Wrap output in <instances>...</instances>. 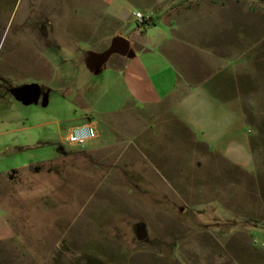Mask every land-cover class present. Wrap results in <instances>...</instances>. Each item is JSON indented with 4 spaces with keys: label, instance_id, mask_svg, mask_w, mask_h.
<instances>
[{
    "label": "rangeland",
    "instance_id": "374dc122",
    "mask_svg": "<svg viewBox=\"0 0 264 264\" xmlns=\"http://www.w3.org/2000/svg\"><path fill=\"white\" fill-rule=\"evenodd\" d=\"M159 1L181 21L172 39L213 73L204 86L223 80L226 101L240 102L251 159L235 141L220 143L222 155L176 141L179 167L167 178L142 173L150 168L139 139L116 161L62 140L68 126L96 116L87 103L110 91L98 80L112 73L109 61L92 55L136 28L146 30L140 46L167 34ZM202 2L149 0L132 12L151 18L145 25L132 13L127 31L125 12L108 0H0V264H264V0ZM50 73L60 89L45 84ZM102 102L101 111L112 108ZM238 122L224 113L217 126L230 133Z\"/></svg>",
    "mask_w": 264,
    "mask_h": 264
},
{
    "label": "crops",
    "instance_id": "0c3cea01",
    "mask_svg": "<svg viewBox=\"0 0 264 264\" xmlns=\"http://www.w3.org/2000/svg\"><path fill=\"white\" fill-rule=\"evenodd\" d=\"M123 1L124 6L116 3V0H108V4L112 2L113 8H120L123 10L122 12H125L123 25L124 29L128 31L132 29L129 28V16L132 15V10H141V7L147 9L149 0ZM181 1L174 0L178 3L179 8H183ZM159 2L160 23L167 28V34L163 36L160 32L157 43L147 42L146 46H140L138 41V38L146 32L145 29L138 30L136 28L129 36H124L128 40L133 57L119 53L111 54L107 59L109 63L106 68L112 73H100V79H98L102 80L103 86L107 81L110 88L109 97L103 92L100 98L95 99L96 101L87 103L96 116L92 115L85 122L68 126L67 130L85 123L92 124L97 131V136L88 145L94 152H108L106 155L112 156L115 161L123 157L127 158L130 145L134 147L135 140L139 139V143L141 141L147 145L135 144L134 148L140 152L141 163L150 168L142 173L156 174L157 171H165L167 178L170 177L169 174L175 173V168L179 167V163L174 162L175 164H173L177 149L176 141H185L184 143L189 146L187 152H193L194 149H197V144H200L202 152L213 155H222L220 143L224 142V146H226L228 142L235 141L239 143L240 148L245 149L251 159L252 153L240 102L226 101L223 80L212 83L211 86L214 87L211 90L204 86L207 84V77L212 76L213 73H205V68L197 65L195 53L190 50H181L180 42L172 39L176 33L175 28L180 26L181 21L175 22L172 15H167L168 12L165 11L168 7L167 1ZM205 3L203 0L202 8L208 7ZM174 15L177 17L176 13ZM154 24L152 25L154 26ZM155 45H157L158 53L151 49ZM181 61L187 65L183 72L179 67ZM162 67L163 73H160ZM53 76L54 73L47 74L44 82L47 87L50 86V89L58 90L62 87L60 85L63 82L55 86ZM223 76L224 74L221 75V78ZM99 100L107 101V103L102 102L101 104L112 105V108L101 111L97 107ZM197 101L200 103L198 104ZM198 109L204 110L203 112L206 114L202 116L203 124L196 117ZM223 112L238 115V126L233 128L230 133L227 130L224 132L225 127L220 130L217 126L224 121ZM209 116L213 117L212 120L207 118ZM205 123L207 124L205 125ZM208 123L210 124L208 125ZM205 127L210 131H203L202 128ZM222 133L226 134L225 138ZM160 140L162 142L158 146L153 143ZM163 142L168 143V147L163 146ZM224 151L226 152L225 149ZM225 152L224 157L227 158L228 163L244 168L233 161L231 156H227ZM130 157L139 156L132 154ZM115 161L114 164H116ZM164 163L167 168H163ZM128 173H133V171Z\"/></svg>",
    "mask_w": 264,
    "mask_h": 264
},
{
    "label": "built area",
    "instance_id": "2783aa9c",
    "mask_svg": "<svg viewBox=\"0 0 264 264\" xmlns=\"http://www.w3.org/2000/svg\"><path fill=\"white\" fill-rule=\"evenodd\" d=\"M133 14H134V18L139 23L146 22L153 15L151 12L148 14H144L139 11ZM96 136H97V131L95 127L90 123H85L68 129L65 135L63 136L62 140L68 146H76L79 148H84L92 140H94Z\"/></svg>",
    "mask_w": 264,
    "mask_h": 264
},
{
    "label": "water",
    "instance_id": "95a60500",
    "mask_svg": "<svg viewBox=\"0 0 264 264\" xmlns=\"http://www.w3.org/2000/svg\"><path fill=\"white\" fill-rule=\"evenodd\" d=\"M113 53H119V54L128 55V56H131L133 54L131 49L129 48L128 40L124 37L119 36V37H115L112 39L109 48L105 52L98 54V55H92V56L95 59H99V61H105ZM33 88L35 90V93H37V98H38L39 85L35 84V85H33ZM138 227L140 230V236L139 237L141 239H144L147 235L146 230H145L144 226H142V224H139Z\"/></svg>",
    "mask_w": 264,
    "mask_h": 264
},
{
    "label": "trees",
    "instance_id": "16d2710c",
    "mask_svg": "<svg viewBox=\"0 0 264 264\" xmlns=\"http://www.w3.org/2000/svg\"><path fill=\"white\" fill-rule=\"evenodd\" d=\"M142 24H145L146 25V23L144 22V23H142ZM147 24H149V23H147Z\"/></svg>",
    "mask_w": 264,
    "mask_h": 264
}]
</instances>
